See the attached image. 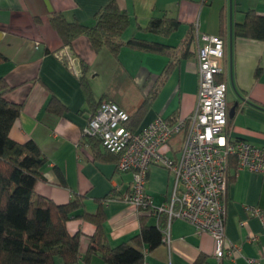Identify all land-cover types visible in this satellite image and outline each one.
<instances>
[{
  "label": "crops",
  "instance_id": "crops-1",
  "mask_svg": "<svg viewBox=\"0 0 264 264\" xmlns=\"http://www.w3.org/2000/svg\"><path fill=\"white\" fill-rule=\"evenodd\" d=\"M112 0H0V78L10 89L6 99L22 106L10 136L24 143L35 141L47 158L36 186V193L57 205L69 203L75 196L84 199L85 210L95 213L102 207L109 242L117 246L139 233L141 212L124 200L131 190L133 176L117 170V157H95L94 139L83 137L92 109L81 84L82 69L98 102L105 95L117 97L123 110L134 112L159 86L166 66L174 60L170 74L158 87L155 98L128 126L138 132L158 116L165 119L188 118L197 105L199 65L196 52L185 53L183 43L192 27L201 33L220 36L225 41L224 72L228 110L235 109L230 122L233 139L246 140L264 148V41L239 37L234 27L242 23L250 10L264 16V0H116L130 19L122 40L139 38L176 48L175 57L123 47L118 59L109 50L95 52L88 37L76 38L69 47L80 61L76 75L58 58L63 41L53 29L50 18L63 13L68 20L92 26L96 14ZM173 18L180 22L169 36L146 32L151 19ZM196 51V49H195ZM259 73V74H257ZM63 104L66 110L56 114L50 105ZM184 136L170 142V157L178 155ZM102 154L103 147L97 145ZM173 175L165 168L151 166L147 192L153 206L167 204L172 195ZM226 237L229 245L240 247V255L226 256L221 264H250L261 257L264 224L252 215L264 214V174L229 167L226 193ZM82 211H80L81 213ZM157 224L159 217L150 216ZM71 235L80 234L79 253L83 259L96 227L83 218L67 223ZM170 243L147 251L145 264H218L215 241L209 234H198L186 221L169 224ZM251 236L259 237L249 242ZM55 264H66L61 258ZM77 264H82L77 263ZM90 264H107L99 255Z\"/></svg>",
  "mask_w": 264,
  "mask_h": 264
},
{
  "label": "trees",
  "instance_id": "trees-1",
  "mask_svg": "<svg viewBox=\"0 0 264 264\" xmlns=\"http://www.w3.org/2000/svg\"><path fill=\"white\" fill-rule=\"evenodd\" d=\"M50 23L61 37L64 47L71 48L74 40L84 35L88 37L97 54L107 49L115 59H118L123 47L175 57V47L139 38L124 42L122 36L129 27L130 19L116 0L110 1L96 14L92 26L76 19L68 20L63 13L52 15ZM179 27L180 22L176 19L153 18L145 31L169 36ZM234 34L264 41V16L255 10L248 11L244 21L235 25ZM183 49L185 53L197 51L195 27L189 31ZM174 65L175 62L172 60L166 66L163 76L160 77L159 86L168 77ZM82 71L80 81L92 114L104 102L116 103L121 108L118 98L108 94L97 102L86 77L87 69L83 67ZM217 80L224 81L221 77ZM9 89L6 81L0 78V264H55L56 258H61L66 264L80 262L90 264L94 255H99L107 264H145L146 252L165 243L164 231L169 225L168 215L162 213L158 223L151 224V214L141 213L139 233L114 247L110 244L105 229L106 214L102 207L95 213H89L85 210L84 199L80 196H75L65 205H57L50 199L38 195L36 186L45 180L42 171L47 164V158L35 141L19 143L11 138V129L21 116L22 106L6 99L5 95ZM157 89L136 111L131 113L125 110L130 118L127 126L155 98ZM49 110L61 114L66 107L60 103L56 106L50 105ZM231 120L229 117V129ZM89 139H94L93 149L96 158L115 157L107 151L106 154H102L98 150L97 145H101L98 138ZM231 165L237 166L236 159L230 160L229 167ZM73 218H83L96 227L83 259L79 253L80 234L71 235L67 228V223ZM204 262L205 259L200 257L194 264Z\"/></svg>",
  "mask_w": 264,
  "mask_h": 264
},
{
  "label": "built area",
  "instance_id": "built-area-1",
  "mask_svg": "<svg viewBox=\"0 0 264 264\" xmlns=\"http://www.w3.org/2000/svg\"><path fill=\"white\" fill-rule=\"evenodd\" d=\"M199 88L197 105L188 118L165 119L158 116L141 131H132L127 123L128 113L116 103L104 102L89 116L83 136L98 138L105 151L117 157V170L131 173V190L124 200L141 213L159 217L168 215L169 224L180 219L191 224L198 234H209L215 241L218 264L229 256L240 255V247L229 245L226 237V193L229 184V163L236 159L237 171L248 170L264 174V148L246 140L233 139L229 131L227 105L228 86L217 79L223 75L225 41L220 36L201 33L195 27ZM76 75L81 74L80 61L64 47L57 55ZM179 135L184 139L177 156L167 154L170 142ZM168 170L174 178L172 195L167 204L155 207L147 192L151 166ZM252 215L264 214L253 209ZM259 237L251 236L249 242ZM164 242L170 243L169 225L164 231ZM250 264H264V244L261 257Z\"/></svg>",
  "mask_w": 264,
  "mask_h": 264
},
{
  "label": "water",
  "instance_id": "water-1",
  "mask_svg": "<svg viewBox=\"0 0 264 264\" xmlns=\"http://www.w3.org/2000/svg\"><path fill=\"white\" fill-rule=\"evenodd\" d=\"M234 112H235V109L232 108V109L230 110V112H229V117H230V118H233V117H234Z\"/></svg>",
  "mask_w": 264,
  "mask_h": 264
}]
</instances>
